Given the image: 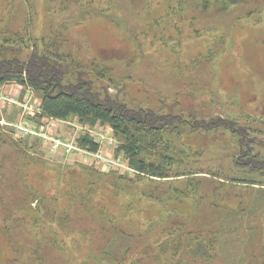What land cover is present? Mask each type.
<instances>
[{"label":"rangeland","instance_id":"374dc122","mask_svg":"<svg viewBox=\"0 0 264 264\" xmlns=\"http://www.w3.org/2000/svg\"><path fill=\"white\" fill-rule=\"evenodd\" d=\"M86 5L92 13L88 8L85 13H76ZM8 9L14 12L12 21ZM28 15L32 17L28 34L32 39L53 34L54 29L66 25L61 30L77 57L94 59L99 70L105 69L104 80L90 72L95 83L93 93L118 98L130 109H153L167 123L173 120L174 124L167 126L162 135L163 143L165 140L172 145L177 160L169 178L147 177L139 181L125 156L117 152L120 139L110 126L91 128L72 118L65 133L68 135H64L56 125L54 129L43 125L41 107L38 118L33 119L35 108L41 105L38 94H22L18 102L1 94L0 264H9L10 260L27 263L31 253L28 247L33 250L36 242H24L27 234L38 238L46 234L47 240L50 230L54 232L50 248L45 242L43 247L48 252L46 264H96L98 260H108L100 254L106 239L113 237V224H108L111 220L119 223L125 234L123 238L122 233L119 235L108 254L120 255L130 247V256L125 258L128 264L141 260V264H264V208H260L264 202V0L0 2V22L9 21L20 28ZM31 52L27 50L26 54ZM12 84L19 85L10 82L2 88ZM85 134L100 144L103 159L80 148L67 153L52 147L54 138L75 145L76 138ZM239 142L243 152L250 144L259 154L255 161L260 160V164L249 167L251 171L244 172L246 156ZM14 143L22 156L29 158L22 172L31 188L49 195H57L58 175L63 171L74 170L75 180L79 178L83 184L88 172L84 168L99 172L101 178L90 211L85 213L76 207L68 221L60 214L55 224H48L41 219L35 223L33 212L27 216V206H20L18 217L25 216V222H15L11 235L8 232L5 236L3 209L11 204L2 200L3 187L10 186L11 179L19 181L12 166ZM168 144L161 143L164 147ZM33 156L37 161L34 165ZM127 178L133 183L129 184ZM243 179L263 185L247 184L241 182ZM117 182L132 188L130 192L136 197L146 196L136 199L131 211L119 206V200L125 198L121 195L115 199ZM150 193L158 195L152 198ZM23 195L17 183L11 196L13 206L21 204ZM254 204L258 211L250 215L248 210ZM60 206H68L66 198H62ZM106 225L108 232L101 235ZM221 227L239 230L216 243L212 259H201L209 261H189L200 259L185 255V242L179 251H174V240L182 232L205 235ZM239 235L240 245L235 244ZM181 238L185 241L186 236Z\"/></svg>","mask_w":264,"mask_h":264},{"label":"trees","instance_id":"16d2710c","mask_svg":"<svg viewBox=\"0 0 264 264\" xmlns=\"http://www.w3.org/2000/svg\"><path fill=\"white\" fill-rule=\"evenodd\" d=\"M2 1L8 2V0H0V2ZM227 1L233 2L235 0ZM88 6L91 7L92 4ZM88 6L86 5L78 8L76 13H85L86 8L92 13ZM8 11L10 12V21H12L13 18H15L14 12L10 9H8ZM31 20L32 17L28 15L20 28L13 27V25L9 24L11 23L9 21L7 23L0 22V88L7 83L16 82L25 88L32 89L33 92L38 94L41 98L40 118L46 117L52 120H69L77 118L79 124L91 128H95L98 125L110 126L114 135L120 139L117 152L125 156L128 167L137 173V180L141 181L147 177L153 179H166L169 178L170 175L172 176L174 172L173 163L177 160V157L172 150V145L168 144L165 140L164 143L166 142L168 144L167 146L164 147L161 143L164 144L162 133L166 132L165 129H167V126L174 124L172 123L173 120L167 123L166 119L158 116L153 109H130L123 106V104L121 105L118 98H105V95L102 96L101 93H93L92 89L95 83L94 79L89 76L90 72L97 73L99 78H103L102 80H104L106 77V74H104L106 72L105 69L102 68V70H99V64H97V61L94 59L85 61L78 58L80 57L79 55L77 57V53H74V48L69 46L67 43L68 39L61 30L66 25L63 27L61 26V29H54L53 34H49L40 39L34 38L33 36L32 39L28 35L30 34ZM27 50H32L33 52H31V54L27 53L29 54L27 55ZM78 69L79 71L77 74L76 70ZM109 80H111V78H109ZM120 89L121 88H118L116 90ZM116 94H119V92L117 91ZM36 139L40 140V138ZM239 140H242V138H238V141ZM239 143L240 145L238 146L243 152L241 148L243 145L241 142ZM75 145L82 151H86L91 155L97 153L100 149V144L95 141L90 134L78 136L75 140ZM183 151L184 150H181V153H183ZM243 153L245 154L244 156H246L242 163L245 169L244 172L248 171L249 167L253 168L254 165L260 164V160L255 161L259 154L254 152L250 144L247 146V149H244ZM251 153L253 156H251ZM14 154L12 166L14 168V175L19 177L20 182L11 179L9 180L10 186L3 187L5 195L2 196V200L3 202H7V205L11 204L10 206H5V208L3 207V213H5L6 217L2 232L5 236L8 232L9 235H11L10 228L13 224H16L15 222H25V216L18 217L20 212L18 210L21 209L20 206H27L24 210L28 211L26 214L27 216L29 211L33 212V221L35 223L43 220L48 224L51 222L55 224L56 221L59 220L60 214H62L61 218L68 221V217L71 215L70 213L76 207L77 210L79 207L82 208V211L85 213L90 211L92 198L95 194L98 181L101 178L99 172L92 168H84V170L88 172L86 173V177H83V181H85V184H83L78 181L79 178L75 180L76 173L74 170L63 171L58 175L57 195H49L42 190L31 188L29 185L28 178L24 176L22 172L24 164L29 163V158L22 156V152L16 143H14ZM34 158L33 156V165L37 164ZM61 165L58 166L59 169ZM252 168L249 170L251 171ZM261 169H263V167H261ZM119 179L125 180L124 177ZM127 179L129 184L133 183L132 179ZM243 181H245L244 183L254 186L263 185L253 179H243L241 182ZM17 183L21 185L24 195L21 199V204L18 203V205L13 206V199L11 196L12 192L17 190ZM60 186L62 187L61 191H59ZM115 188L117 189L115 199H120L121 195L125 198L123 201L119 200V206L123 205L130 211L132 207H135L133 202H135L136 199H142L146 196L145 194L142 197H136L134 193L130 192L132 188L126 187L123 184L120 185L118 182ZM262 193L264 194V191ZM157 195L158 194H152L151 197L154 198ZM63 197L66 198L68 202V206H65L66 208L60 206ZM17 206L19 209H17ZM260 208H264V202L260 204ZM257 209L258 206L254 204L248 210V214H255V212L258 211ZM245 211L246 210L242 212ZM75 216H77V214ZM242 216L243 215L239 213V217L241 218ZM235 217H238L237 213ZM71 223H73V221H71ZM108 224H113V237L109 240L106 239L105 236L108 242L103 245L105 248L100 254L102 259L108 258V260H98L96 264H105L107 261L108 264H128L125 258L130 256V247L124 248L120 255H115L114 253L111 255L108 254L110 249L113 250L114 243L119 238V235L122 233L121 236L123 238V234H125V231L121 228L119 223L111 220L108 221ZM103 228L101 235L108 232L107 225ZM230 229L233 232H230ZM237 230L239 229L234 227L226 229L221 227L215 231H208L205 235L197 234L196 236L190 235L189 232H182V234L186 236L185 241L181 238L184 235L180 234V237L174 240L173 244H175V246L177 245L174 251H179L185 242V255L189 257L192 256L193 259H200L189 261H209L212 259V253L215 251L216 243L218 245L222 240H225L226 236L230 237V234L233 235L236 232L238 233ZM15 231L19 233L17 227H15ZM22 232L25 234V230H22ZM31 232V230L27 231V233ZM53 233V230L49 231L50 239L47 240L45 238L46 234L43 238H38L34 236L35 234H33V237L27 234L26 241L24 242L36 241L33 244V250L30 246L28 247L31 253H29L30 257L27 263L21 260H10L9 264H17L18 261H21V264H46L48 252L46 249L43 250L44 242L47 247L50 248ZM236 240L235 244L238 243V245H240V243H242L240 235ZM232 242L235 241L233 240ZM59 249L62 250L63 247H59ZM253 250L255 249L252 248V251ZM141 261H137V264L138 262L141 264ZM64 263L65 262L62 264Z\"/></svg>","mask_w":264,"mask_h":264},{"label":"crops","instance_id":"0c3cea01","mask_svg":"<svg viewBox=\"0 0 264 264\" xmlns=\"http://www.w3.org/2000/svg\"><path fill=\"white\" fill-rule=\"evenodd\" d=\"M14 87H16L17 90H14ZM4 93H5V95L16 99L17 102H18V100L20 101L22 94L24 96L25 95H33L34 96V94H33L34 92L30 91L29 89L25 88L24 86L14 85V84L5 86L3 88H0V95L4 94ZM18 98H20V99H18ZM8 101L10 103H12L10 100H8ZM33 101H34V97H33ZM38 106L34 110L35 112H34V118L33 119L38 118L37 113H38V109L40 108V106L39 107ZM41 119L43 121V125H49V126L53 127V129H54L55 125H56L57 127H59L61 129V131L59 133H64V135H68V134H65V133L68 132V128H69V125H70V119L69 120H52V119H49V118H46V117H43ZM19 121H20V119H19ZM69 131H70V129H69Z\"/></svg>","mask_w":264,"mask_h":264},{"label":"built area","instance_id":"2783aa9c","mask_svg":"<svg viewBox=\"0 0 264 264\" xmlns=\"http://www.w3.org/2000/svg\"><path fill=\"white\" fill-rule=\"evenodd\" d=\"M52 147L55 150H59V149H64L65 152L67 153H71L73 150H80L77 146H75L72 142H68V141H64L62 139H52ZM103 150L99 149V151L95 154H93V156H95L98 159H103Z\"/></svg>","mask_w":264,"mask_h":264}]
</instances>
